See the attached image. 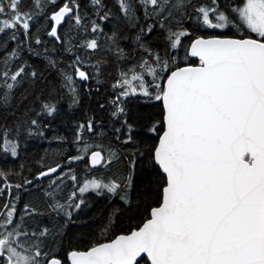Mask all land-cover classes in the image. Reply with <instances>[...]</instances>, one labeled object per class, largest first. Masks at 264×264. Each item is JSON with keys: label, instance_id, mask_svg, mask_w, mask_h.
Wrapping results in <instances>:
<instances>
[{"label": "snow or ice", "instance_id": "6c2138e0", "mask_svg": "<svg viewBox=\"0 0 264 264\" xmlns=\"http://www.w3.org/2000/svg\"><path fill=\"white\" fill-rule=\"evenodd\" d=\"M0 264H264V0H0Z\"/></svg>", "mask_w": 264, "mask_h": 264}, {"label": "trees", "instance_id": "16d2710c", "mask_svg": "<svg viewBox=\"0 0 264 264\" xmlns=\"http://www.w3.org/2000/svg\"><path fill=\"white\" fill-rule=\"evenodd\" d=\"M47 145L41 143H34V146L29 149V151H33L35 153H40L43 151V148ZM105 211V203L101 199H97L94 203L93 207L90 209V215L96 214L99 215Z\"/></svg>", "mask_w": 264, "mask_h": 264}]
</instances>
